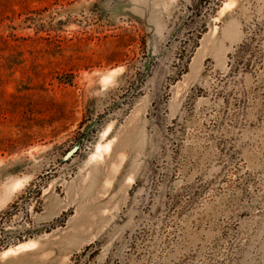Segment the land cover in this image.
Listing matches in <instances>:
<instances>
[{
	"label": "rangeland",
	"instance_id": "obj_1",
	"mask_svg": "<svg viewBox=\"0 0 264 264\" xmlns=\"http://www.w3.org/2000/svg\"><path fill=\"white\" fill-rule=\"evenodd\" d=\"M226 1L186 43L191 0H0V264H264V0Z\"/></svg>",
	"mask_w": 264,
	"mask_h": 264
},
{
	"label": "trees",
	"instance_id": "obj_2",
	"mask_svg": "<svg viewBox=\"0 0 264 264\" xmlns=\"http://www.w3.org/2000/svg\"><path fill=\"white\" fill-rule=\"evenodd\" d=\"M222 0H191L187 7L186 15L182 27H188L185 42L198 39L205 30V18L213 13L220 5ZM184 51V50H183Z\"/></svg>",
	"mask_w": 264,
	"mask_h": 264
},
{
	"label": "bare ground",
	"instance_id": "obj_3",
	"mask_svg": "<svg viewBox=\"0 0 264 264\" xmlns=\"http://www.w3.org/2000/svg\"><path fill=\"white\" fill-rule=\"evenodd\" d=\"M234 3H235L234 0H228V1L224 2L222 4V6L220 7V9H219V13L221 14L225 9L233 6ZM108 149H109V144H106L104 146H102V145L99 144L96 147L97 152H100L101 150H106L107 151ZM98 156L99 157L101 156L100 153L98 154ZM94 158H95V156H94ZM20 186H21V183L18 182V183H16V184L13 185L12 189L13 190L14 189H17ZM35 245H36L35 242H32V241L24 242V243H19L18 245L14 246L13 248H8V249L4 250L3 252H1L0 253V256L2 258H4V257H6L9 254H16V253L21 252V251H25V250H28V249H32V248L35 247Z\"/></svg>",
	"mask_w": 264,
	"mask_h": 264
}]
</instances>
